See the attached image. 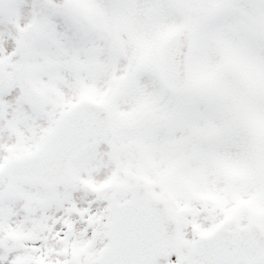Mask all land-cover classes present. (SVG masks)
Segmentation results:
<instances>
[{"label":"snow or ice","instance_id":"1","mask_svg":"<svg viewBox=\"0 0 264 264\" xmlns=\"http://www.w3.org/2000/svg\"><path fill=\"white\" fill-rule=\"evenodd\" d=\"M0 264H264V0H0Z\"/></svg>","mask_w":264,"mask_h":264}]
</instances>
